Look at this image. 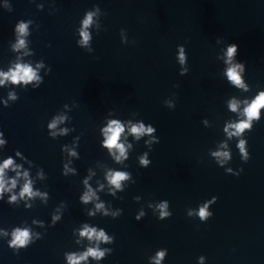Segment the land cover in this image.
Here are the masks:
<instances>
[{"label":"water","instance_id":"obj_1","mask_svg":"<svg viewBox=\"0 0 264 264\" xmlns=\"http://www.w3.org/2000/svg\"><path fill=\"white\" fill-rule=\"evenodd\" d=\"M86 11L95 13L87 29L93 35L91 53L77 45ZM20 20L32 21L25 35L14 33ZM121 29L126 30L127 44L121 41ZM217 37L239 45L238 60L247 62L245 78L252 86L248 92L222 78L224 64L217 56L223 45H217ZM20 39L23 48L16 47ZM178 45L188 55L185 76L179 74ZM41 59L45 65L37 75H44L47 65L52 71L38 89L0 87V98L11 90L20 97L11 107L0 103V130L8 140L0 160L19 150L42 167L47 179H37L36 187L48 191L50 199L44 205L37 198L26 209L23 203L9 205L5 197L0 201V227L11 230L25 221L31 225L33 219L50 224L61 201L67 209L46 233L32 225L44 238L18 256L0 236V264H66L64 252L80 250L72 232L83 222L115 235L114 244L103 245L113 253L100 264H149L160 248L168 249L164 264H198L201 255L206 264H264V108L261 121L246 134L248 162L241 159L238 138L229 139L224 132L226 123L245 118L243 101L250 103L264 89V0H0V71L16 63L36 69ZM233 95L241 102L238 113L227 106ZM167 99H174L175 110L165 106ZM65 104L70 112L63 109ZM110 111L115 113L112 118L143 120L157 129L160 143L149 154L150 167L141 168L137 159L149 151L147 137L139 142L132 135L121 137L130 155L127 168L115 164L101 147L100 128ZM54 115H69L71 121L58 127L75 131L50 138L47 124ZM76 136L81 137L80 159L73 166L79 175L65 177L61 148ZM130 142L134 149L128 148ZM216 151H229L233 159L220 167L211 155ZM110 167L131 172L136 181L117 194L122 199L108 194L104 177ZM229 167L243 172L228 174ZM89 168V183L105 185L98 194L111 211L123 209L120 217L86 215L79 196ZM36 171L31 169L34 179ZM213 196L219 199L206 223L187 215L189 208L198 209ZM165 199L173 215L159 220L148 203ZM142 207L147 215L137 221Z\"/></svg>","mask_w":264,"mask_h":264},{"label":"clouds","instance_id":"obj_2","mask_svg":"<svg viewBox=\"0 0 264 264\" xmlns=\"http://www.w3.org/2000/svg\"><path fill=\"white\" fill-rule=\"evenodd\" d=\"M94 8L100 9L99 5H95ZM95 15L92 11H86L84 17L81 19V26L77 29L79 32V39L77 45L80 48L87 47L88 52L94 51L92 44L89 42L93 40L92 33L90 34L87 30L93 23V16ZM106 15V13H104ZM32 21L25 22L20 20L17 22L14 28V33L18 32L22 35L28 33V26ZM99 32V31H97ZM125 29H121V41L124 44L128 43V37L125 36ZM217 45H223L220 49V53L217 56L219 61L224 64L222 78H225L227 83L243 92H248L252 86L247 82L245 76L247 72V62L238 60L239 56V45L236 43H225L222 37H217ZM25 41L20 39L17 48H23ZM177 62L180 65L181 76L188 75V55L185 46H177ZM45 62L41 59L40 63L36 65L34 69L30 64L27 63H16L14 67L9 66L7 71H0V87H11L17 88L23 87L27 89L29 85L33 89H38L44 83V75H49L52 71L51 67L47 65V70L44 75H37V69L44 67ZM179 87V85H175ZM175 96V93L173 94ZM19 95L15 90H11L7 94V98H0V103L4 107H11V104L19 100ZM240 101H238L235 95L231 96L227 102L228 109L233 113H238L240 107ZM243 115L244 119H237L233 122L226 123L224 132L227 133L229 139L236 136L238 143L236 147L239 149V153L243 162H248L251 159V153L249 151L248 140L246 134L253 130L256 123L262 119L261 109L264 108V89L258 90V92L252 96L251 102L247 100L243 101ZM167 108L175 110L176 103L174 99H167L164 101ZM63 109H67L69 112L72 108L65 104ZM115 113L110 111L104 119V124L100 128V135L102 140L100 142L101 147L106 149L109 156L115 164L121 165L122 168H127L128 165L125 163L130 155L125 147V143L121 142V137L124 136L127 139L128 135L135 137V141L139 142L144 140L146 147L149 151L144 152L142 155L137 157L139 166L141 168H148L151 166L152 161L149 158V154L152 151L154 144L160 143L159 137L156 135L157 129L152 124H146L143 120H122L112 118ZM67 121H71L69 115H54L47 124L48 135L52 139H58L60 137H66L71 132L75 131V128L58 127L60 124ZM205 125L207 124L206 118L202 121ZM231 129V130H230ZM80 136H76L71 144L62 145L61 151L63 153V169L62 175L65 177L79 175L78 169L74 167V161L80 159V153L78 152ZM8 145V140L5 138V133L0 130V152L3 151ZM227 147V145H223ZM128 148H133V143H128ZM118 153V154H117ZM216 159L217 164L223 167L226 162L231 161L233 156L229 151H216L211 153ZM18 160L20 162H18ZM25 164L28 167H25ZM37 167L35 174L36 179L33 178L31 169ZM92 168L87 170V176L82 180L83 192L79 196V201L85 206L86 215L91 218H95L98 213L103 217H112L116 219L123 214V209L116 208L115 211H111L110 207L105 206V202L101 199L98 193L104 192L105 185L100 183L98 187H93L89 181L91 176L89 173ZM228 174L239 176L243 172V168L239 170H233L229 167L225 169ZM71 174V175H70ZM37 179L39 181H45L47 174L42 167L36 166L32 160H29L21 151L16 150L15 155H9L7 158L0 160V201H4L7 197V203L19 207L22 203L26 209H32L35 206V202L38 200L47 205L50 199L48 191L37 188ZM104 179L107 181L109 188L108 194L117 199L119 192L125 191V187L136 181L133 179L132 173L126 170H118L110 167L105 175ZM127 182V183H122ZM114 186V187H112ZM139 202L142 198L137 196L134 198ZM219 197L213 196L211 199L204 201L198 207V209L189 208L187 215L189 217H198L201 222H207L214 213L211 211V206L218 201ZM99 201V202H96ZM92 205V207H87ZM111 206V204H110ZM112 207V206H111ZM148 208L152 209L153 214L158 216L159 220H165L171 218L173 213L170 210V201L162 200L159 202H149ZM67 209V203L61 201V203L54 209L51 214V223L46 224L45 221L39 219H33L31 225H27V222H23V226H15L11 230L0 227V236L7 238L8 247L18 256L22 249H27L32 244L44 238V235L48 227H55L56 224L62 221L64 212ZM147 213L142 207L135 219L141 221ZM32 225L39 228H44L45 233L34 231ZM75 237V244L79 246L80 250L77 251H66L64 252V259L66 264H100V262L106 259L114 251L113 248L103 247V245H110L115 243V235H110L104 229L98 225H92L89 222H83L79 227L74 228L72 232ZM168 249L160 248L154 255L149 257V264H164V261L168 257ZM206 257L201 255L198 258V264H206Z\"/></svg>","mask_w":264,"mask_h":264}]
</instances>
